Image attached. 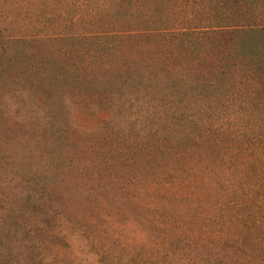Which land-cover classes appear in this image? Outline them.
I'll list each match as a JSON object with an SVG mask.
<instances>
[{
	"label": "trees",
	"instance_id": "1",
	"mask_svg": "<svg viewBox=\"0 0 264 264\" xmlns=\"http://www.w3.org/2000/svg\"><path fill=\"white\" fill-rule=\"evenodd\" d=\"M27 2L0 55L20 45L68 83L108 77L104 113L151 118V183L120 190L148 199L151 264H264V0ZM251 96L239 131L228 110Z\"/></svg>",
	"mask_w": 264,
	"mask_h": 264
},
{
	"label": "rangeland",
	"instance_id": "2",
	"mask_svg": "<svg viewBox=\"0 0 264 264\" xmlns=\"http://www.w3.org/2000/svg\"><path fill=\"white\" fill-rule=\"evenodd\" d=\"M19 4L0 6L13 17L0 19L6 33L33 10ZM9 50L0 55V264H151V230L135 207L148 199L120 193L151 183V118L104 113L105 96L118 97L108 77L68 83L20 45ZM257 100L229 108L239 131Z\"/></svg>",
	"mask_w": 264,
	"mask_h": 264
}]
</instances>
